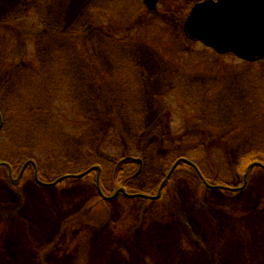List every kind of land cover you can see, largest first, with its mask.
I'll use <instances>...</instances> for the list:
<instances>
[{
	"label": "rangeland",
	"instance_id": "1",
	"mask_svg": "<svg viewBox=\"0 0 264 264\" xmlns=\"http://www.w3.org/2000/svg\"><path fill=\"white\" fill-rule=\"evenodd\" d=\"M199 1L0 0V162L39 168L15 185L0 167V264H264V168L245 184L264 164V59L188 40ZM208 130L199 172L244 188L184 165L165 184L159 155Z\"/></svg>",
	"mask_w": 264,
	"mask_h": 264
},
{
	"label": "water",
	"instance_id": "2",
	"mask_svg": "<svg viewBox=\"0 0 264 264\" xmlns=\"http://www.w3.org/2000/svg\"><path fill=\"white\" fill-rule=\"evenodd\" d=\"M160 1L161 0H144L146 6L150 10H156ZM184 29L186 36L189 39L199 41L202 44L213 48L219 54L233 53L238 58L248 62H257L264 59V0L201 1L192 7L190 14L185 21ZM1 126L2 124L0 125V128ZM182 162L192 164L185 158L178 160L166 177L165 184L166 181L170 179L174 170ZM28 164L29 163H27L26 166ZM0 165L3 164L0 163ZM257 166L264 168V164L261 162L252 163L245 175V184L250 172ZM94 170L100 172L101 169L99 166H95L81 174L65 175L56 180L53 185L71 177L85 176ZM23 171L19 177H21ZM164 183L161 186L160 192L165 185ZM245 184L236 190L243 189ZM208 186L212 188L215 187L212 185ZM215 188L234 190L230 187ZM98 190L104 200H110L113 198L112 196L109 197L103 193L99 183ZM119 192H123L130 198L143 196L145 198L156 199L160 196V192L156 197L143 194H128L124 188L118 190L115 195Z\"/></svg>",
	"mask_w": 264,
	"mask_h": 264
},
{
	"label": "trees",
	"instance_id": "3",
	"mask_svg": "<svg viewBox=\"0 0 264 264\" xmlns=\"http://www.w3.org/2000/svg\"><path fill=\"white\" fill-rule=\"evenodd\" d=\"M194 130V129H193ZM197 132V131H196ZM200 133H203L202 135H204V140L203 141H200L198 144L195 142L196 141V135L198 136V133L196 134V133H193V134H191V135H194L195 137L193 138V139H191L190 138V145H184V146H176V147H174V148H170V149H168V150H165L163 153H161L160 155H159V159L160 160H158V161H163V159H164V157L167 155V154H171V156H169V157H167V160L165 161V163L167 164V167H168V170H170L171 169V167L173 166V164L177 161V160H179V159H181V158H186V159H188V160H190V161H192L195 165H196V167L199 169V171L202 169L201 167L203 166V164L201 163L202 162V160L204 161V160H206L207 159V157L209 156V153H210V151H211V149L213 148L212 147V145L215 143V142H213V138H209L208 139V142H206V137H207V135L209 136V134L210 133H212L211 131H209L208 130V132H200ZM196 134V135H195ZM202 135H200L199 134V136H201V137H203ZM200 139V138H199ZM198 141V140H197ZM202 148V149H201ZM201 151L203 152V154L201 153ZM254 151H258L257 149H254V150H252L250 153H248L247 154V158L249 159V160H251L253 157H254ZM258 153H262V152H260V151H258ZM246 158V159H247ZM247 159V160H248ZM248 160V161H249ZM247 161V162H248ZM253 162H249V164H248V167H249V165L250 164H252ZM99 164H101L102 165V163L101 162H99ZM123 164H125V165H127V163L126 162H124ZM123 164H122V166H123ZM129 164V163H128ZM244 164V166L243 167H240V168H238V169H236L235 171H236V177H235V182H234V186H238V185H240L241 183H239V180H240V177L239 176H241V175H243V173H244V171H245V168H246V163H243ZM182 165H184V166H186V167H188V168H190V169H192V170H194V172L196 173V174H198V171L196 170V168L193 166V165H191V164H188V163H181L179 166H182ZM123 167H125V166H123ZM122 167V168H123ZM204 176L203 177H205L206 179H208V177H207V175H206V173L204 172ZM198 176H199V174H198ZM200 177V176H199ZM102 183V182H101ZM158 184H159V182H158ZM127 187H128V185L127 184H125ZM129 189H130V187H128ZM131 189L132 190H134L135 188H133V187H131ZM157 189V188H156ZM135 191V190H134ZM143 191V190H142ZM144 193H149V191H143Z\"/></svg>",
	"mask_w": 264,
	"mask_h": 264
},
{
	"label": "flooded vegetation",
	"instance_id": "4",
	"mask_svg": "<svg viewBox=\"0 0 264 264\" xmlns=\"http://www.w3.org/2000/svg\"><path fill=\"white\" fill-rule=\"evenodd\" d=\"M200 1H202V0H200ZM32 162H33V163H32ZM27 163H29V164L26 166ZM24 167H25V169H24ZM5 168H7V173H8V177H9V179H11V180L14 182V180H13L12 178L14 177L16 170L19 169V168L16 167V165L11 164V163L8 164V167H5ZM29 168H32V169L34 170L35 178L38 177V174H39V172H38V171H39V168H38V166H37V162H36L35 160H33V159H28V160H26V162L22 165V167L19 169V173L17 174V177L20 176V174H21V172H22L23 170H24V171H23V173H22V175H21V177L19 178V180H18L17 183H19L20 179H22V177L24 176V174H26V172H27V170H28Z\"/></svg>",
	"mask_w": 264,
	"mask_h": 264
}]
</instances>
